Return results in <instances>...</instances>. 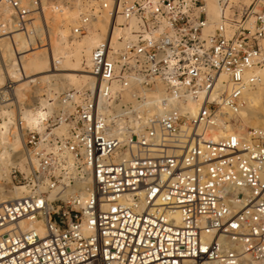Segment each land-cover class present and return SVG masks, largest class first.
Returning a JSON list of instances; mask_svg holds the SVG:
<instances>
[{
    "label": "built area",
    "instance_id": "2783aa9c",
    "mask_svg": "<svg viewBox=\"0 0 264 264\" xmlns=\"http://www.w3.org/2000/svg\"><path fill=\"white\" fill-rule=\"evenodd\" d=\"M1 1L31 48L48 47L40 0ZM95 1L121 18L117 44L90 53L97 86L76 94L63 134L52 120L46 138L26 132L9 174L23 195L0 202V264H264V120L218 133L263 84L264 0ZM131 78L198 110H125L111 87Z\"/></svg>",
    "mask_w": 264,
    "mask_h": 264
},
{
    "label": "bare ground",
    "instance_id": "6f19581e",
    "mask_svg": "<svg viewBox=\"0 0 264 264\" xmlns=\"http://www.w3.org/2000/svg\"><path fill=\"white\" fill-rule=\"evenodd\" d=\"M22 3L28 5L30 0H22ZM40 3L39 13L33 12L34 24L40 37L41 22H45L48 47L31 48L25 36L17 31L12 10L0 0V90L7 84V78L13 84L19 82L20 78L28 79L26 73L35 82L33 87L28 86V82L14 87L15 99L10 103H7L11 100L7 99V92L0 91V181H9L10 169L13 167L23 169L24 138L27 131H35L41 139L46 138L48 121L52 120L56 123L52 129L54 133L59 136L65 132L64 118L72 113L76 94L85 90L92 91L97 86L90 74V53L106 40L110 39L111 43L117 44V37L121 32V18L113 23L107 11L98 8L95 0H40ZM208 11L213 18L217 17V8L213 3L208 4ZM82 58H85L88 71L78 67L79 63L69 65L72 59L80 62ZM62 62L66 65L58 67ZM39 65H42V70L38 73ZM260 75L263 84L246 95L247 109L240 115L241 123L234 129L220 130L218 133L221 136L232 133L241 138L246 134V127H256L251 126V121H258L253 122L257 125L263 122L264 69L260 71ZM42 90L44 98L39 95ZM33 92L37 96L31 97ZM111 94L113 98L120 97V104L124 105L125 110L138 112L146 108L151 113L162 114L163 100H166L167 108L178 105L191 115L198 110L197 105L189 100L183 104L178 99L179 96H169L167 88L159 81L146 89L139 85L136 78H131L128 88L113 84ZM70 95L72 100L66 98ZM136 96L142 100L137 101ZM28 100L30 103L26 102ZM67 165L69 168L72 166L70 159L67 160ZM4 185L0 183V202L23 195V188L12 189L9 183ZM173 215L178 220V213ZM36 231L39 235L43 234L41 225L37 226Z\"/></svg>",
    "mask_w": 264,
    "mask_h": 264
},
{
    "label": "rangeland",
    "instance_id": "374dc122",
    "mask_svg": "<svg viewBox=\"0 0 264 264\" xmlns=\"http://www.w3.org/2000/svg\"><path fill=\"white\" fill-rule=\"evenodd\" d=\"M94 6V5H93ZM92 6V7H93ZM31 54H33L32 52H31ZM79 63V65H81V66H79L78 65V67H80L81 69H85V70H87L88 71V69H87V66H86V62H85V58H82L81 59V61L80 62H76L74 59H72L70 62H69V65H71V66H74L75 64H78ZM44 63H42V65H43ZM2 65V68H3V70H5V72H6V69H5V67H4V65H3V63L1 64ZM42 65H39V67H38V69H37V72L39 73V72H41V70H42ZM49 65V64H48ZM66 64L64 63V62H62V63H59L57 66L58 67H60V68H63L64 66H65ZM67 73H76V72H67ZM76 74H83V73H76ZM26 75H27V77H28V79H23V78H20V79H18V81L19 82H16V83H13L12 84V81L11 80H9L10 78H7L8 79V81H7V84L5 85V87H4V89L1 91V92H7V99H11L9 102H7V103H10V102H13L14 101V99H15V94H14V91H13V88L14 87H16V86H19V85H21V84H23V83H26V82H28V86H30V87H33L34 85H35V82L32 80V79H30L29 77H30V75L28 74V73H26ZM11 81V82H10ZM7 85H9L10 86V88H11V91H10V93L6 90V88H7ZM39 95L40 96H42L43 98L45 97V95H44V91L42 90V92H39ZM9 96V97H8ZM35 96H37L36 95V93L35 92H33L32 94H31V97H35ZM31 99V98H30ZM27 103H30L29 102V100L28 101H26ZM30 105H32V103L30 104ZM36 105V104H35ZM12 108H13V106H12ZM14 109V108H13ZM253 122H258V121H256V120H253ZM253 122L251 121L250 122V124H251V126H257V124L256 123H254L253 124ZM52 123L54 124L55 122L54 121H52ZM52 123H50V120L48 121V124H50V125H52ZM55 128V126H53L52 127V129H54ZM11 170V169H10ZM9 183V181H7V180H3V181H0V183L2 184V186H3V184H5V185H7V183ZM4 185V186H5Z\"/></svg>",
    "mask_w": 264,
    "mask_h": 264
}]
</instances>
